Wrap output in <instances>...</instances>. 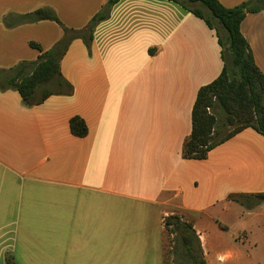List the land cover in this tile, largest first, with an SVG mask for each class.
<instances>
[{
    "label": "crops",
    "instance_id": "crops-1",
    "mask_svg": "<svg viewBox=\"0 0 264 264\" xmlns=\"http://www.w3.org/2000/svg\"><path fill=\"white\" fill-rule=\"evenodd\" d=\"M107 2L0 0V70L37 60L31 42L48 51L63 36L55 22L17 17L47 8L78 30ZM241 32L264 75V10L248 14ZM223 67L215 31L191 12L121 0L91 52L78 39L64 56L71 95L29 107L16 89L0 90V264L7 253L15 264H164L173 214L193 222L207 264H245L236 243L252 223L264 236V201L247 210L227 196L264 194V137L249 128L207 160L183 157L198 91ZM76 116L84 138L70 131Z\"/></svg>",
    "mask_w": 264,
    "mask_h": 264
},
{
    "label": "trees",
    "instance_id": "trees-1",
    "mask_svg": "<svg viewBox=\"0 0 264 264\" xmlns=\"http://www.w3.org/2000/svg\"><path fill=\"white\" fill-rule=\"evenodd\" d=\"M120 1L108 0L102 10L78 30L66 27L54 11L47 8L17 17L18 24L55 22L63 29V37L48 51L31 42L30 47L41 55L35 61H24L14 68L0 70V90L16 89L29 107L41 105L54 95H71L74 87L61 71L64 56L74 40H81L90 49L95 29L109 19L113 7ZM169 1L179 4L215 31L224 62L221 75L198 91L192 111V133L184 145L183 157L204 161L216 147L249 128L264 137V75L241 32L248 14L264 10V0H249L235 8H226L219 0ZM197 4L201 7H196ZM217 108L227 115L223 125L219 123ZM228 126L235 127L226 130ZM70 131L75 137L84 138L88 128L85 121L76 116L70 120ZM259 197L230 194L228 200L253 209L260 203ZM164 230L175 237L173 254L183 264H207L192 221L178 214L169 215L164 219ZM6 263L15 264L11 253L6 255Z\"/></svg>",
    "mask_w": 264,
    "mask_h": 264
},
{
    "label": "rangeland",
    "instance_id": "rangeland-1",
    "mask_svg": "<svg viewBox=\"0 0 264 264\" xmlns=\"http://www.w3.org/2000/svg\"><path fill=\"white\" fill-rule=\"evenodd\" d=\"M196 7H201V6H200V4H197ZM102 8H101V10H102ZM101 10H99V12ZM205 12L208 13L207 10H205ZM59 27L61 28L60 25H59ZM62 31H63V29H62ZM73 42L71 43V45L73 44ZM85 47H86V45H85ZM87 50H88V53L91 52V48L90 49L87 48ZM211 111L213 112V110H211ZM215 111L218 114V118H219L220 125L225 124V122L227 120V115L222 110H220L218 108ZM234 127L235 126H228L226 130H232ZM227 142H225V143H227ZM224 144H222V145H224ZM222 145H220V146H222ZM220 146H218V147H220ZM218 147H216V148H218ZM231 194H237V193H231ZM228 196H227V199H228ZM247 210H251V209H247ZM185 219L186 220H189L188 218H185ZM250 229L252 231V235L249 238H247L246 240H238V242L236 243V246H237L238 250L244 252V254H245L244 263L245 264H264V236L258 234V229H257V227H256V225L254 223H252L250 225ZM156 233L158 234V238H159V236H160L159 235V228H156ZM174 238L175 237L173 235L168 234L164 230L163 236L161 238V246H162V251H163V259H164L163 261H164V264H183L182 261L180 259L178 260V257L177 256H174V254H173L174 241H175ZM232 242H234V240ZM155 244L156 243H154V246H155ZM152 264H159V261L153 259V263Z\"/></svg>",
    "mask_w": 264,
    "mask_h": 264
},
{
    "label": "water",
    "instance_id": "water-1",
    "mask_svg": "<svg viewBox=\"0 0 264 264\" xmlns=\"http://www.w3.org/2000/svg\"><path fill=\"white\" fill-rule=\"evenodd\" d=\"M260 201H264V194L259 197Z\"/></svg>",
    "mask_w": 264,
    "mask_h": 264
}]
</instances>
